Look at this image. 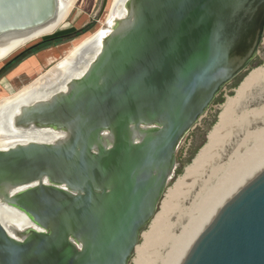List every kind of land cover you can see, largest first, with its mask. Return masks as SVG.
<instances>
[{
    "label": "water",
    "instance_id": "95a60500",
    "mask_svg": "<svg viewBox=\"0 0 264 264\" xmlns=\"http://www.w3.org/2000/svg\"><path fill=\"white\" fill-rule=\"evenodd\" d=\"M102 5L95 21L107 9ZM60 0H0V42L54 35ZM85 73L23 106L0 149V264H131L177 152L264 39V0H127ZM33 38V39H32ZM32 39V40H30ZM180 264H264V168L216 212Z\"/></svg>",
    "mask_w": 264,
    "mask_h": 264
},
{
    "label": "rangeland",
    "instance_id": "374dc122",
    "mask_svg": "<svg viewBox=\"0 0 264 264\" xmlns=\"http://www.w3.org/2000/svg\"><path fill=\"white\" fill-rule=\"evenodd\" d=\"M81 1L82 0L74 1L72 9L66 17V24L64 23L63 27L59 29L56 34L43 39L53 38L62 34H70L76 32L78 29L80 30L81 28H84L86 25L89 26L90 24H93V26L84 34L70 38L69 40H64V44L52 47L59 53V55L55 51L36 54L12 69L0 79V102L19 94L23 89L29 87L37 79L62 62L70 52L82 46L93 35L101 30L109 29V25L106 24L110 17L114 0L108 1L107 9L99 21H95V17L99 14L102 0H94V2L93 0L92 2L89 0L91 7V11L89 10L90 12L82 9L80 4ZM80 14L81 17H78ZM82 17H85V19L83 20ZM80 18L81 21H77V19L80 20ZM43 39L34 41L27 47ZM258 52V56L254 63L251 64L248 71L244 72L245 77L243 81L249 77L255 69L264 67V39ZM7 60H9V58L1 62L0 67H2ZM241 83L239 84V87L241 86ZM231 84L232 83L228 84L219 95L224 102L213 103L207 113L200 119L196 127L181 143L177 152L178 169L175 177L169 184L166 195L164 196L163 202L158 211V214H162L161 219H159L158 223L154 226H152V222L145 229L139 245L141 250L136 251L131 264H152L157 252L161 258L156 264H175L173 262L176 256V264H180L182 259H184L183 255L184 257L186 256L195 239L204 229V226L206 227L208 224H202L201 227L194 231V234L189 237V232H191L190 230H192L196 219L200 217L201 210L207 205L208 201H211L213 194L215 195V192L219 189L222 183L233 174V171L235 170L234 166L238 165L237 168L241 166L239 162V160L242 161L241 158L245 159L244 156L251 153V155H249L250 158V156H255L256 153L260 152V149L253 148L256 144L253 141H249L247 147H242L240 149L241 151H239L238 148L249 134H256L258 132L264 133V79H261L258 83L256 82L255 85L251 87L246 97L241 100L239 105L234 109L232 116L234 126L232 129L230 128V133L233 134V137L230 145L226 147V149L224 146L222 151L218 153L216 152L218 155L216 154L217 157L214 160L215 162H212L213 165L211 163L210 167H208L209 165H207L206 168L204 165L200 167L197 177L193 180L190 179L186 181L185 187L188 186L187 188H175L179 180L185 175L187 168L193 164L201 150L208 143L209 136L219 123L220 116L229 102L228 100L236 96L239 87H235ZM247 150H249V152ZM237 152H239V156L232 159V156ZM230 167L233 171L231 169L228 170ZM263 168L264 163L258 171ZM216 169L221 170L219 172L215 171ZM256 174L257 173H255V175ZM250 179H248V181L242 186L249 182ZM241 187L238 190H240ZM166 233H169L172 236L175 243H173V241L169 242L165 246H161L159 250H156V245L162 243L163 235ZM146 234L150 235V237H146ZM188 237L189 239L187 240ZM180 245H182V247H180Z\"/></svg>",
    "mask_w": 264,
    "mask_h": 264
},
{
    "label": "bare ground",
    "instance_id": "6f19581e",
    "mask_svg": "<svg viewBox=\"0 0 264 264\" xmlns=\"http://www.w3.org/2000/svg\"><path fill=\"white\" fill-rule=\"evenodd\" d=\"M74 1L75 0H60L59 7L61 10L59 21L53 25L51 30H47L46 32H52L56 30V28H60V26L66 20V17L68 16L70 10L72 9ZM126 1L127 0H114L113 8L106 24L109 25L108 30H101L97 34L93 35L82 46L70 52L62 62L57 64L45 75L37 79L29 87L23 89L19 94L15 95L14 97L5 99L0 102L1 150H6L20 143H28L32 141L52 142L59 138V134L49 130L12 131L10 128L12 125L13 118L19 113V110L23 106L32 104L39 100L48 99L57 92L65 91L67 88V84L71 79L79 78L85 73L88 66L95 59L100 50L103 37L110 32V28L114 19L122 18L125 16L126 12L124 6ZM116 10H118V15H115ZM43 35L44 33H39L37 37H33L34 40H32L33 38L30 39L32 40L30 42H28L29 40L27 39L5 40L3 42H0V63L10 58L14 54L18 53L19 51L25 49L29 44L33 43L34 41L40 40ZM261 79H264V67L255 69L249 75V77H247L241 83V86L239 87L236 96L228 100L229 102L220 116L219 123L216 125L214 131L209 136L208 143L201 150L193 164L187 168L185 175L177 183L175 187L176 189L187 188L188 186L185 187L186 181L190 179L193 180L194 178H196L200 167H202L203 165L205 168L207 165H209L208 167H210V164L217 157L216 154L222 151L224 149V146L226 149V147L230 145V142L233 137V134L230 133V128L232 129L234 126V121L232 120L234 109L239 105L241 100L246 97L251 87H253L256 82H260ZM249 141L255 142L256 144L253 146V148L260 149V152L256 153V151V155H252L250 156V158L249 155H251V153L249 155L244 156L245 159L241 158L242 161L239 160L241 166L239 168H237L238 165L234 166V171L231 169V167L228 168V170L231 169L233 171V174L229 178H227L224 183H222L219 189L215 192V195L213 194V198L211 199V201H208L207 205L204 206V208L201 210V215L198 219H196V222L193 224L192 230H190L191 232H189V237L192 236V234H194V231L198 230V228L201 227L202 224H209L208 221L212 220L211 218L214 217L216 212L223 206V204L230 198V196L234 192H236L246 181H248V179L254 176L255 173L259 172L258 170L264 163V133L258 132L256 134H249L244 140V142H242L238 150L241 151L240 149L242 147H247V143H249ZM249 150L247 151L249 152ZM238 156L239 152L235 153L232 156V159ZM220 170L221 169H216L215 171L220 172ZM161 215L162 214L156 215V217L154 218L155 220L152 221V226L158 223V220L161 219ZM0 218L6 228L15 227L20 230H24L28 227H34V225H32V223L24 214L10 208L7 205L0 204ZM146 237H150V235L146 234ZM189 237L187 238V240L189 239ZM162 240L163 241L161 244L156 245L157 247L153 246L156 247V250H159L161 246L163 247V245L165 246L169 242L173 241V243H175V240H173L172 236L169 233L163 235ZM180 247H182V245H180ZM137 250L140 251L141 247L138 246ZM160 258L161 257L157 252L155 254L154 262L152 264H156L160 260ZM176 258L173 262L175 264L177 263Z\"/></svg>",
    "mask_w": 264,
    "mask_h": 264
},
{
    "label": "trees",
    "instance_id": "16d2710c",
    "mask_svg": "<svg viewBox=\"0 0 264 264\" xmlns=\"http://www.w3.org/2000/svg\"><path fill=\"white\" fill-rule=\"evenodd\" d=\"M93 24H90L88 27H85L82 31H78L75 34L67 37H53L48 39H43L41 42L36 44L30 45V48L24 49L20 51L19 53L15 54L13 57H11L9 60H7V63L3 65V69L0 71V79L3 78L6 74H8L12 69L17 67L19 64L24 62L26 59L30 58L31 56L45 50L51 47H54L56 45L62 44L64 40H69L70 38L77 37L78 35L82 34L83 32H86L92 27ZM255 61V60H254ZM254 63V62H253ZM252 63V64H253ZM245 75L244 73L238 76L231 85H234L235 87H239V84L243 81ZM223 101L222 98L219 96L216 98L215 103H221ZM224 102V101H223Z\"/></svg>",
    "mask_w": 264,
    "mask_h": 264
},
{
    "label": "crops",
    "instance_id": "0c3cea01",
    "mask_svg": "<svg viewBox=\"0 0 264 264\" xmlns=\"http://www.w3.org/2000/svg\"><path fill=\"white\" fill-rule=\"evenodd\" d=\"M91 2H92V0H90ZM79 2V1H78ZM93 2H94V0H93ZM80 4H81V7H82V9L83 10H86V11H91V7H90V3H89V0H82L81 2H80ZM89 11V12H90ZM82 13V12H81ZM78 17H81V14H80V16H78ZM82 19L84 20L85 19V17H82ZM66 21V20H65ZM65 21H64V23H65ZM77 21H81V18H80V20L79 19H77ZM64 23L60 26V28L59 29H61L62 27H63V25H64ZM66 24V23H65ZM87 26V25H86ZM86 26H84V28L86 27ZM82 29V28H81ZM79 30V29H78ZM58 32V31H57ZM56 34V33H55ZM51 52V51H55L54 50V48H48V49H45V50H43V51H41V52H39V53H37V54H40V53H43V52ZM58 55H59V53L57 52V51H55ZM36 55V54H35ZM31 58V57H30ZM20 65V64H19ZM18 65V66H19Z\"/></svg>",
    "mask_w": 264,
    "mask_h": 264
},
{
    "label": "flooded vegetation",
    "instance_id": "af4514ba",
    "mask_svg": "<svg viewBox=\"0 0 264 264\" xmlns=\"http://www.w3.org/2000/svg\"><path fill=\"white\" fill-rule=\"evenodd\" d=\"M115 15H118V10H116L115 11ZM93 26V25H92ZM86 27H88V26H86ZM84 28H82V29H80V30H77L76 32H78V31H82ZM76 32H73V33H70V34H62V35H60V36H57V37H67V36H71V35H73V34H75ZM85 32H83L82 34H84ZM82 34H80V35H82ZM79 36V35H78ZM42 41V40H41ZM41 41H39V42H41ZM39 42H37V43H39ZM34 44H36V43H34ZM62 44H64V43H62ZM59 45H61V44H59ZM59 45H56V46H59ZM28 48H30V46L29 47H27L26 49H28ZM15 55V54H14ZM13 55V56H14ZM13 56H11V57H13ZM10 57V58H11ZM9 58V59H10ZM7 63V62H6ZM3 69V66L2 67H0V71ZM60 88V87H59Z\"/></svg>",
    "mask_w": 264,
    "mask_h": 264
}]
</instances>
